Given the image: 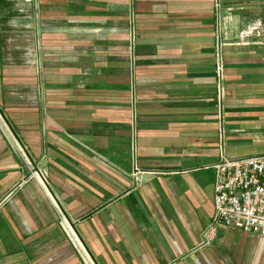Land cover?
Segmentation results:
<instances>
[{
  "label": "crops",
  "instance_id": "obj_1",
  "mask_svg": "<svg viewBox=\"0 0 264 264\" xmlns=\"http://www.w3.org/2000/svg\"><path fill=\"white\" fill-rule=\"evenodd\" d=\"M0 104V264H264L210 227L221 150L264 156V0H0Z\"/></svg>",
  "mask_w": 264,
  "mask_h": 264
},
{
  "label": "built area",
  "instance_id": "obj_2",
  "mask_svg": "<svg viewBox=\"0 0 264 264\" xmlns=\"http://www.w3.org/2000/svg\"><path fill=\"white\" fill-rule=\"evenodd\" d=\"M248 33L250 31L243 35ZM217 40L214 70L218 113L222 123L225 69L223 42L220 38ZM213 167L216 173L215 213L210 227L232 228L264 237V156L231 159L221 150L220 160Z\"/></svg>",
  "mask_w": 264,
  "mask_h": 264
},
{
  "label": "rangeland",
  "instance_id": "obj_3",
  "mask_svg": "<svg viewBox=\"0 0 264 264\" xmlns=\"http://www.w3.org/2000/svg\"><path fill=\"white\" fill-rule=\"evenodd\" d=\"M4 51H2L1 52V54L2 55H4L5 57H9L7 54L9 53L8 52V50H7V47L5 46V44H4ZM17 51V55L16 56H13V54H11V52L9 53V54H11V58L10 59H12V58H19V54H18V51L19 50H16ZM16 54V53H15ZM18 60V59H17ZM27 60H29V61H31L32 63H33V58H31V56L27 59ZM2 61V60H1ZM8 61V63H9V61L10 60H7ZM20 61V60H19ZM19 92V91H18ZM20 93V92H19ZM1 105V104H0ZM10 108L11 107H13L14 105H12V104H7ZM2 106V105H1ZM3 108H4V111L6 112V114H9V110H5L6 108H5V106H3ZM14 111H17V110H14ZM3 111L1 110V107H0V137H1V139H2V141H3V143L4 144H6L7 145V147L8 148H10V146L9 145H13L12 147H13V149H15V151L17 150V152H18V154H19V156H20V158H21V160L22 161H25V162H28V159H27V155H26V152L23 150V149H21L19 146H16V144H15V141H14V138H11V134L9 133V130H10V127H9V125H8V123H7V121L4 119V116H3V113H2ZM11 112V111H10ZM32 164V163H31ZM31 171H32V174L34 173V169L32 168L31 169Z\"/></svg>",
  "mask_w": 264,
  "mask_h": 264
}]
</instances>
